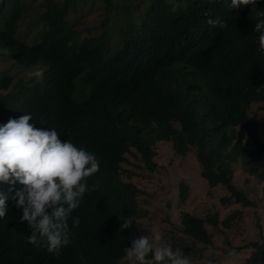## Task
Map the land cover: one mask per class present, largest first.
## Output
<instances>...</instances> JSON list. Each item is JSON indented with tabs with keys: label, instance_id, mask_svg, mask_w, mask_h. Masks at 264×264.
Segmentation results:
<instances>
[{
	"label": "trees",
	"instance_id": "1",
	"mask_svg": "<svg viewBox=\"0 0 264 264\" xmlns=\"http://www.w3.org/2000/svg\"><path fill=\"white\" fill-rule=\"evenodd\" d=\"M140 1L46 0L34 39L15 34L0 39V60L8 64L0 72V92L13 87L0 98V118L12 110H31V121L45 120L90 146L100 169L108 173V189L95 185L98 194L106 193L101 198L104 216L95 207L72 215L80 223L73 227L69 220L72 242L59 257L28 244L21 231L0 233V264H121L131 239L144 235L140 227L146 218L164 224L173 233L164 240L196 264L191 246L201 243L206 250L214 245L215 233L208 226L220 233L231 228L242 211L222 221L216 213L198 217L181 212L173 217L175 205L181 208L189 200L186 184L167 180L171 174L182 180L183 173L173 164L156 179L164 188L161 206H155V199L145 202L166 212L171 224L139 208L134 185L126 183L114 191L120 188L116 183L121 171L127 179L144 174L142 169L159 173L158 145L171 144L179 156L194 153L200 178L211 188L225 187L242 208L252 203L234 185L235 174L244 172L264 184V130L250 115L253 105H264V54L258 51V18L252 7L231 9L230 0H179L178 12H173L168 0H151L136 19L132 14ZM11 2L26 11L28 0ZM84 8L87 13L102 9L98 19L103 17L100 28L105 34L112 9L127 14V24L119 30V50L111 54L96 34H82L84 22L76 28L70 21ZM257 8L264 10V0H258ZM217 16L227 28H210L207 19ZM28 69L42 75L26 81L19 73ZM130 217L138 224L133 221L130 229L121 230V222ZM251 247L264 259V242L230 251Z\"/></svg>",
	"mask_w": 264,
	"mask_h": 264
},
{
	"label": "clouds",
	"instance_id": "2",
	"mask_svg": "<svg viewBox=\"0 0 264 264\" xmlns=\"http://www.w3.org/2000/svg\"><path fill=\"white\" fill-rule=\"evenodd\" d=\"M168 1L172 11L178 12L179 0ZM150 2L148 0L146 6ZM257 2L258 0H230L229 7H252V12L258 18L254 25V31L259 33L258 51L264 54V10L257 8ZM141 3L143 4V0ZM11 6V0H0V39L3 41L12 34L20 38L19 30L15 28V17L8 9ZM146 6L144 13L147 11ZM24 14L25 12L21 21ZM41 16L38 18L39 23L42 21ZM127 20L128 18L125 25ZM207 24L210 28L224 29L228 26L218 16L209 17ZM96 37L101 38L103 47L105 44L108 49L109 34L102 30L96 33L94 38ZM122 45L121 37L120 48ZM12 89L11 86L9 90L1 91L0 98L6 97ZM30 112L32 111L12 110L0 118V233L21 231L28 244L59 257L61 250L72 242L73 233L69 220H72L73 227H78L80 223L79 218H73L72 215L80 214L88 207H95L104 216L102 209L106 206L101 198L106 193L98 194L95 185H105L108 189V173L100 169L96 152L88 148L90 146L70 139L45 120L39 122L34 118L31 121ZM121 172L116 183L120 184V188L114 191H120L126 184L122 180L127 179L126 174ZM101 178L103 180H99ZM133 221H136L135 217L126 218L121 222L120 229H130ZM136 223L138 224L137 221ZM163 237L158 230H151L150 235L132 238L130 246L125 249L122 262L192 264L182 250L174 249L171 242L165 241ZM229 255L235 256L236 253L232 251ZM208 264L212 262L209 261Z\"/></svg>",
	"mask_w": 264,
	"mask_h": 264
},
{
	"label": "rangeland",
	"instance_id": "3",
	"mask_svg": "<svg viewBox=\"0 0 264 264\" xmlns=\"http://www.w3.org/2000/svg\"><path fill=\"white\" fill-rule=\"evenodd\" d=\"M58 1V0H57ZM118 2V0H113ZM140 2L136 4V10L132 14L136 19H140L144 10V7L148 3V0H143V4ZM10 13L17 18V23L15 28L19 30V36L21 39L33 37L38 33L40 29V24L38 18L45 12V0H29L26 6V11L23 21L22 12L20 7L11 6L8 7ZM87 9H81L77 13L72 14L70 21L75 24L78 28L79 23L84 22L82 30L83 35H90L102 32L100 28V22L98 15L103 11L98 10L94 13H87ZM83 16V19L79 18ZM111 22L109 21V45L108 51L113 54L114 51L118 50L121 46V36L119 30L123 29L127 14L121 11H116L112 9L110 11ZM28 18V19H27ZM79 26V27H80ZM86 27H91V32ZM100 28V30L98 29ZM36 40V38H35ZM8 67V64L0 60V72H3ZM17 71V70H14ZM30 73L32 75H30ZM36 70L28 69L19 73L23 76L26 81L30 80ZM16 77L15 79H18ZM252 117H255L257 121L262 125L264 130V105L255 104L252 106L250 112ZM167 146L158 145L156 162L158 164V172L154 173L149 170L142 169L141 172H137L136 176L131 179H122L127 184H132L139 191L135 197L136 203H138L139 208L143 207L150 211L151 214L157 216L162 215L164 221L171 224L168 219V214L166 212L161 213V211L153 210L149 202V199H155V206H161L160 200H158L164 191L161 184L157 185L156 179L161 177V173L169 164H173V167L178 173L182 172V180L173 179L171 176L167 179L169 184H173L175 181L179 183L180 181L186 184L189 188L188 190V202L181 208H177L175 205L176 212L173 217H177L181 212H189L198 217H204L207 214H217L219 220H224L227 216L233 214L234 212L241 210L242 214L240 218L232 225L231 228H223L220 233L215 232L210 226L209 230L215 233L214 245L206 250H202L204 245L201 243H196L191 246L192 253L195 256L196 264H208L209 261L212 264H264V259L261 253L255 248H247L243 251L236 253L235 256L229 255L230 250L236 249L238 247H246L250 242H264V184L259 180H255L249 177L246 173L238 171L235 174L234 185L242 190L248 200L252 205L248 208H242L240 203L236 201L234 197H231L230 193L225 187L219 186L217 188H211L209 184L203 181L200 176V168H198V163L196 161L194 153H189L185 156H179L173 149L171 144H166ZM134 164L143 166L142 162L134 161ZM129 167V166H127ZM156 171V172H157ZM225 200V202H224ZM152 226V228H151ZM141 229L144 235H150L151 230H158L164 237L173 233L167 230L164 224H159L158 222H149L145 219L142 223ZM191 245V243H185V246ZM198 257V259H197ZM121 264H126V261H121Z\"/></svg>",
	"mask_w": 264,
	"mask_h": 264
},
{
	"label": "bare ground",
	"instance_id": "4",
	"mask_svg": "<svg viewBox=\"0 0 264 264\" xmlns=\"http://www.w3.org/2000/svg\"><path fill=\"white\" fill-rule=\"evenodd\" d=\"M25 2V1H24ZM205 28V27H204ZM203 28V29H204ZM209 28V27H208ZM210 29V28H209ZM211 31H213L214 32V30H211ZM206 32V31H205ZM203 33V32H202ZM206 33H208V32H206ZM203 35V34H202ZM204 35H205V33H204ZM207 35V34H206ZM208 36L209 35H207V38L206 39H208ZM202 38V37H201ZM199 41H201V40H199ZM206 42V41H205ZM204 44H207V43H204ZM204 47H206V45L204 46ZM205 49V48H204ZM206 52V51H205ZM200 56V55H199ZM202 58V57H201ZM204 58V57H203ZM206 61H208L207 59H205ZM204 61V60H203ZM210 61V60H209ZM201 63H202V60H201ZM205 63V62H204ZM210 63V62H209ZM206 71V70H205ZM199 76V75H198ZM206 114V113H205ZM210 121V120H209Z\"/></svg>",
	"mask_w": 264,
	"mask_h": 264
}]
</instances>
